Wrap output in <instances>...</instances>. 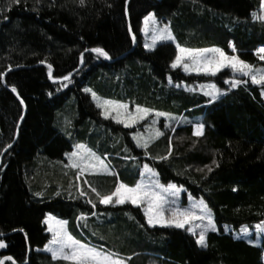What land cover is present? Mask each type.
<instances>
[{"label": "trees", "instance_id": "obj_1", "mask_svg": "<svg viewBox=\"0 0 264 264\" xmlns=\"http://www.w3.org/2000/svg\"><path fill=\"white\" fill-rule=\"evenodd\" d=\"M149 12L170 25L182 46H219L231 54L232 41L242 59L264 64L254 54L264 46V20L252 15H260V0H85L84 5L79 0H0V72L13 69L0 78V233L6 234L0 238L6 243L0 259L13 257L4 264H67L41 250L49 240L46 212L68 221L74 236L119 253L127 264H264V240L249 243L224 228L264 220L262 86L248 80L212 103L201 92L185 90L184 85L206 81L228 89L224 78L230 72L207 77L172 69L176 47L171 41L145 49L141 26ZM130 24L137 37L131 51ZM98 46L110 60L85 51ZM49 63L53 78L77 71L69 81L56 82L49 79ZM85 87L127 103L130 110L139 104L176 119L160 117L155 127L164 135L152 140L151 156H146L131 134L138 127L101 116ZM184 118L203 122L204 135L194 136ZM75 142L107 156L112 171L88 174L79 183L78 170L66 167L65 153ZM170 150L168 159H152ZM144 163L160 173L162 183L183 184L212 208L217 231L207 232V247L185 229L147 225L140 206L99 204L89 183L104 194L118 180L133 185ZM81 188L88 196L80 195ZM88 198L96 201L94 209ZM93 211L96 215L86 222L77 220L81 212Z\"/></svg>", "mask_w": 264, "mask_h": 264}, {"label": "snow or ice", "instance_id": "obj_2", "mask_svg": "<svg viewBox=\"0 0 264 264\" xmlns=\"http://www.w3.org/2000/svg\"><path fill=\"white\" fill-rule=\"evenodd\" d=\"M13 3H20V0H12ZM39 2V0H37ZM80 5L85 4V0H79ZM260 9L264 10V0H260ZM253 19L264 20V15L253 14ZM6 18V17H5ZM153 12H149L143 17V32L147 39L150 40L144 44L146 49H154L157 47L158 42L174 41L175 37L171 31L170 25L165 23L160 25ZM129 32L132 33V41L136 43L137 37L133 33L131 24L129 25ZM150 34V35H149ZM229 48L232 50V55H229L224 48L219 46H212L206 48H191L182 46L176 43V53L174 59L171 60L170 66L172 69L182 68L185 73L203 74L207 77H216L224 69L231 70V77L225 78L224 83L229 86L228 89L219 87L215 82L209 81L208 83H201L198 88L190 85H184L185 90L196 92L200 91L205 96L210 97L207 103H212L218 100L222 95L230 89H236L240 85H247L248 80L240 77L250 78L251 83L262 86L261 94L264 95V69L256 68L252 63L242 59L237 53V49L232 41H229ZM85 51H89L86 49ZM108 59H111L109 53L103 47H94L90 50ZM256 54L260 60H264V46L257 48ZM84 54L81 53V62H83ZM41 64L46 63L45 60L40 61ZM49 79H59L69 81L72 73L69 72L63 77L53 78L52 64H48ZM11 68V66H9ZM5 74L0 72V78ZM169 83H172V77L168 78ZM60 87H67V84H61ZM176 87H181L177 84ZM11 90L16 92L17 89L14 85ZM86 93H91L92 98L96 101V107L101 110L100 115L105 119H111L117 124H122L126 128H132L138 125L140 121H144L149 117L150 113L155 114V118L151 119L150 125H145L146 128L154 129V135L141 140L142 133L137 130L131 133L133 139L136 141V146L145 149V155L151 156L147 151L149 144L152 140L163 136L164 133L156 128L158 117H166L169 122L176 119V117L169 112L158 111L152 108L144 107L139 104L135 106V110L129 109L127 103L119 100L102 98L97 95L91 88L85 87ZM52 93H49L51 95ZM24 104V100H20ZM24 119L23 115L20 117ZM184 123H191L193 128V135L201 137L204 135L205 124L203 122H195L184 118ZM168 127L169 125H165ZM174 130V129H173ZM171 139V138H170ZM7 147H11L8 145ZM73 151L66 152L68 157V165L71 168L77 169V178L85 172H111L109 164L105 162L96 152L87 147L83 143H77L73 146ZM127 150V148H126ZM171 155V150L166 156L152 157L153 160H165ZM125 159H135V157H125ZM215 163V161H214ZM218 166V164H217ZM208 167V166H205ZM212 169L209 167L208 171ZM85 183H89L87 180ZM91 187L92 193L98 199L99 204L102 205H124L131 203L134 206L143 208L144 215L149 226L159 225L161 227H174L177 229H185L188 233L195 235L196 243L201 247H207L206 234L209 230L217 231L216 224L213 218V210L209 207L208 203L203 197L196 199L191 193L188 194L190 201L188 206H181L178 204V199L182 191H184L183 184L174 182L162 183L160 173L149 163H144L140 170V179L135 184L129 185L123 181H117L114 190L104 194ZM36 196H42V192L35 193ZM59 195V193H57ZM81 196H88V193L80 189ZM87 203L94 209L96 201L92 198L87 199ZM95 216L96 212H81L77 220L87 221L88 216ZM45 224L48 225L46 231L51 233V238L44 244V249L51 253L53 260H63L67 264H127L124 258H121L119 253L112 250H105L103 246H95L86 243L81 239L76 238L67 228L68 221L60 219L51 213L44 217ZM256 235L259 238L264 234V220H261L255 225ZM23 231V229H20ZM197 230H199L197 235ZM15 231V229H14ZM241 233L247 236L249 232L248 226L241 228ZM3 235V233H0ZM249 243H254L252 239L248 240ZM6 243L0 239V248H5ZM5 260H13V257L6 256L0 259V264H4Z\"/></svg>", "mask_w": 264, "mask_h": 264}, {"label": "rangeland", "instance_id": "obj_3", "mask_svg": "<svg viewBox=\"0 0 264 264\" xmlns=\"http://www.w3.org/2000/svg\"><path fill=\"white\" fill-rule=\"evenodd\" d=\"M260 15H264V10H261L260 9ZM163 24H165V23H163V22H161L160 23V25L159 26H163ZM143 27V20H142V26H141V28ZM142 33V37H143V46H144V44L146 43V42H149L150 43V40L149 39H147L146 38V36H145V34L143 33V32H141ZM150 35V34H149ZM171 42H173L174 43V45H175V47H176V42L175 41H171ZM160 42H158V44H159ZM212 47V46H211ZM145 48V47H144ZM204 48H206V47H204ZM146 49V48H145ZM147 50H149V49H147ZM151 50H153V49H151ZM229 54V53H228ZM229 55H232V53L231 54H229ZM256 55V54H255ZM256 68H261V69H264V64H260V65H257V66H255ZM182 71H183V69L182 68H180ZM224 70H228V72H230V77H231V75H232V73H231V70L230 69H224ZM224 70H222V71H224ZM184 72V71H183ZM187 74H190V73H187ZM191 74H194V75H198V74H196V73H191ZM240 78H244V79H247V80H249V81H251L250 80V78H245V77H240ZM225 79V78H224ZM209 81H206V82H202V83H208ZM201 83H195V84H191L190 86H192V87H195V88H198V86L200 85ZM198 92H200V91H198ZM202 93V92H201ZM132 111H134L135 110V107L133 108V109H131ZM152 118H155V114L154 113H150L149 114V117L148 118H146L144 121H140V123L139 124H141L140 126H138V125H135V126H137L138 128L136 129V131L137 130H139V132L140 133H142L143 134V136L141 137V140L143 141V139H145V138H149V137H151V136H153L154 135V129H149V128H146L145 127V125L147 124V125H150L151 124V119ZM157 119V124H158V122H159V119H160V117H158V118H156ZM66 122H67V119H66ZM156 124V125H157ZM140 127V128H139ZM157 128V127H156ZM77 143H83V144H85L84 142H77ZM76 142L75 143H73V145H72V150L71 151H73L74 149H73V146L75 145V144H77ZM86 145V144H85ZM87 146V145H86ZM70 151V152H71ZM101 157V156H100ZM102 159H104L105 160V162L106 163H108V164H110L109 163V161H108V157L107 156H104V157H101ZM67 161H68V157H67ZM142 166H143V164H142ZM109 167H110V165H109ZM141 169H142V167H141ZM111 171H112V168H111ZM110 172H103V171H101V172H85V173H83L82 175H80L79 176V178H77V180H78V182L79 183H82V181L85 179V176L86 175H88V174H109ZM139 179H140V177H139ZM166 184V183H165ZM185 189V188H184ZM188 192L186 191V190H184V191H182L181 192V194H180V197H179V199H178V204L179 205H181V206H188L189 205V203H190V201H189V199H188ZM197 199V198H196ZM199 199V198H198ZM125 205V204H124ZM120 206H123V205H120ZM141 210H142V213H143V215H144V211H143V208L141 207ZM48 213H50V212H46L45 213V215L46 214H48ZM52 214V213H51ZM54 215V214H53ZM55 216V215H54ZM45 217V216H44ZM144 218H145V221H146V223H147V220H146V217H145V215H144ZM258 223V222H257ZM257 223H255V224H253L252 226H248V225H242V226H240L237 230L236 229H234V228H232L231 226H229V225H224V228L226 227V228H228V230L230 229V230H232V232L234 233V235L235 236H237V237H242V238H245V239H247V240H249V239H252L253 241H254V244H260L263 240H264V234H262L259 238L257 237V235H256V229H255V225L257 224ZM45 224V223H44ZM148 225V224H147ZM45 226H46V228L48 227V225L47 224H45ZM156 226H159V225H156ZM243 226H248V228H249V232H248V234H247V236H244V234H242L241 233V228L243 227ZM151 227H153V226H151ZM161 227V226H160ZM209 231H211V230H209ZM208 231V232H209ZM198 232H199V230H197V235H198ZM49 233V232H48ZM196 237V236H195ZM206 237H207V234H206ZM51 238V233H49V239ZM76 238H78V237H76ZM197 238V237H196ZM78 239H80V238H78ZM82 240V239H81ZM84 242H86V243H90V244H92L91 242H89L88 240H83ZM94 245V244H93ZM96 246V245H95ZM99 247V246H98ZM105 250H107L106 248H104ZM43 252H46V253H49L50 255H51V253L50 252H47L45 249H44V246L42 247V249H41ZM262 261H263V263H264V252H263V254H262Z\"/></svg>", "mask_w": 264, "mask_h": 264}, {"label": "water", "instance_id": "obj_4", "mask_svg": "<svg viewBox=\"0 0 264 264\" xmlns=\"http://www.w3.org/2000/svg\"><path fill=\"white\" fill-rule=\"evenodd\" d=\"M127 1H128V0H126V3H127ZM126 16H127V11H126ZM128 31H129V26H128ZM129 35H130L131 40H132V33L129 32ZM134 45H135V43H133V41H132V47L129 49V51H131V50L133 49ZM88 50L90 51L91 49H88ZM129 51L123 53V54L120 55L118 58H122V57H124ZM83 54H85V52H83ZM107 59H108V58H107ZM109 60H110V59H109ZM81 64H82V62H81V59H80V66H81ZM11 70H13V69L10 68V69L6 70L4 74L6 75V74H7L9 71H11ZM76 71H77V69L74 70V71L72 72V75H73ZM5 75L3 76L2 81H3L4 77H5ZM71 77H72V76H71ZM71 77H70V78H71ZM52 81H53V80H52ZM53 82H55V81H53ZM56 82H63V80H57ZM17 98H19V97L17 96ZM19 99H20V98H19ZM5 236H6V234L0 235V238L5 237Z\"/></svg>", "mask_w": 264, "mask_h": 264}, {"label": "built area", "instance_id": "obj_5", "mask_svg": "<svg viewBox=\"0 0 264 264\" xmlns=\"http://www.w3.org/2000/svg\"><path fill=\"white\" fill-rule=\"evenodd\" d=\"M257 55V54H256ZM258 56V55H257ZM259 57V56H258Z\"/></svg>", "mask_w": 264, "mask_h": 264}]
</instances>
